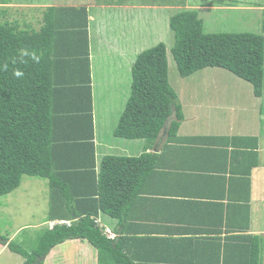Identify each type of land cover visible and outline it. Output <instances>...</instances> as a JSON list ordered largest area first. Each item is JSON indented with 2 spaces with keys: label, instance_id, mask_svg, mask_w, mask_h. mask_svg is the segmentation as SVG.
I'll return each mask as SVG.
<instances>
[{
  "label": "trees",
  "instance_id": "1",
  "mask_svg": "<svg viewBox=\"0 0 264 264\" xmlns=\"http://www.w3.org/2000/svg\"><path fill=\"white\" fill-rule=\"evenodd\" d=\"M42 22L38 31L17 20L0 22V197L15 191L24 176L44 179L50 191L46 222L65 220L70 224L44 227L31 250L1 235L0 245L21 256L24 264H44L55 248L73 240L87 241L96 250L97 264L198 261L192 253L186 258L187 251L181 254L185 249L176 246L173 252L170 249L172 258L165 253L150 256L146 247L157 245L124 234L133 232L134 217L126 210L157 168L158 157L148 151L164 137L166 145L176 143L184 119L182 105L169 84L165 44L136 57L129 97L112 133L120 140H143L144 152L138 157L107 155L97 163L88 11L51 7L44 11ZM168 25L174 37L171 55L180 77L206 68L222 69L249 83L254 96L264 99L263 35L205 33L195 10L175 13ZM81 39L83 47L79 48ZM79 49L86 63L83 77L76 74L75 66L67 70ZM61 105L70 109L58 119L61 112L54 110ZM260 111L264 112V101ZM252 140L251 152L241 151L253 159L245 180L257 167L256 139ZM187 141L202 142L198 138ZM99 213L116 220V226L123 229L120 234L115 228L110 232L114 239L105 233L106 227L96 223ZM210 251L218 253L216 264H259L260 238L231 237L227 244L211 246ZM49 260L46 264H51Z\"/></svg>",
  "mask_w": 264,
  "mask_h": 264
},
{
  "label": "crops",
  "instance_id": "2",
  "mask_svg": "<svg viewBox=\"0 0 264 264\" xmlns=\"http://www.w3.org/2000/svg\"><path fill=\"white\" fill-rule=\"evenodd\" d=\"M216 5L191 4L189 0H58L44 3L5 0L0 2V22L16 20L12 12L20 10L17 21L23 27L28 25L38 31L48 8L87 9L93 129L99 163L107 155L138 157L144 152L143 140L112 142L115 139L111 134L117 122L104 128L99 120L104 114L110 118V114L122 113L130 93L131 67L138 54L164 43L168 55L173 44L168 50L167 42L171 45L174 38L168 25L171 16L183 10H195L203 21L205 33L213 32L205 30L204 21L214 19L217 23L235 20V29H247L222 33L264 34L263 3ZM26 13L36 14L37 19L33 21L34 18L25 16ZM35 22L37 28L32 25ZM82 47L83 39L79 48ZM81 52L79 49L75 63L67 70L75 66L76 74L79 72L83 77L86 63ZM122 89L127 92L113 100L115 91ZM228 91L222 88L225 98L218 96L217 91L214 103L202 101L196 105L191 99L189 104L180 100L184 119L177 133L178 141L166 145L164 137L148 151L158 157L157 168L146 178L138 196L126 210L134 217L133 232L124 234L143 239L142 242L148 239L157 245L146 247L150 256L165 253L166 258H172L170 249L173 252L176 246L185 249L181 254L187 251L186 258L192 253L199 259L193 260V264H201L199 261L216 264L218 253L208 252L211 246L225 245L231 237L250 235L260 238L259 264H264V112L260 111L264 99L253 94L254 99L248 91L246 99H234ZM189 106H192L191 115ZM68 109L61 105L54 111L61 112L59 119ZM188 138H198L202 142H189ZM239 138L246 140L239 143ZM252 139H256L257 167L245 180V171L253 159L242 155L241 151L251 152ZM97 219L100 226L113 233L114 228L119 234L123 230L116 226V220L102 213ZM8 238L11 241L13 236ZM76 241L82 245L77 249L80 264H97L96 250L87 241L67 242ZM5 247L2 245L1 249ZM197 249L201 250L199 254Z\"/></svg>",
  "mask_w": 264,
  "mask_h": 264
},
{
  "label": "rangeland",
  "instance_id": "3",
  "mask_svg": "<svg viewBox=\"0 0 264 264\" xmlns=\"http://www.w3.org/2000/svg\"><path fill=\"white\" fill-rule=\"evenodd\" d=\"M4 1V0H0ZM17 2H31V3H44V2H56L58 0H14ZM64 0H60L63 2ZM103 1V0H95ZM191 4L198 3V5L209 4L210 7L218 6L216 4L224 5H254L257 3H263L264 0H189ZM14 19L20 18V10H14ZM25 16L37 19L36 14L26 13ZM205 22V30L213 33L233 32L237 21L229 20L222 23H217L214 19H207ZM239 22V21H238ZM37 28L36 22L32 24ZM246 28L238 29L237 31H244ZM263 35L264 34H259ZM173 41L170 45L168 41V50L171 48ZM168 78L169 84L172 90L176 93L179 102L194 100L197 105L199 102L214 103L215 96L218 91V96L225 98L222 95V88L229 90L228 93L232 94L234 99H246L247 94L252 95V87L249 83L235 77L231 73L218 69V68H206L194 72L193 74L182 78L178 74L176 64L171 55V50L168 51ZM124 77V74H122ZM125 82V81H123ZM127 85V82H125ZM122 88V87H121ZM248 91V92H247ZM127 92V89L116 90L113 100H116L118 96H123ZM251 93V94H250ZM191 99V100H190ZM255 99V98H254ZM263 100L262 98H259ZM181 104V103H180ZM190 107V115L191 108ZM120 115L113 116L110 114H104L101 116L99 122L104 128L107 126L115 125ZM104 119V121H102ZM98 122V123H99ZM111 131V129H108ZM107 130V132H108ZM112 142H118L120 139H116ZM264 171V170H263ZM50 191L47 181L40 178H31L24 176L21 180L20 186L7 196L0 197V235L3 237H11L12 240L20 244L23 248L31 250L36 245V238L38 233L44 227H50L49 222H46V216L49 211L50 203ZM87 244L93 248L88 242ZM85 247L91 252V248L84 244ZM81 244L78 242H66L64 245L58 246L50 253L44 261L47 263L49 257V263L51 264H80V257L77 253V249L81 248ZM2 248L0 245V264H24L25 260L12 253L8 248ZM85 249V248H84ZM94 249V248H93ZM92 249V250H93ZM82 250V249H81ZM95 250V249H94ZM93 250V251H94Z\"/></svg>",
  "mask_w": 264,
  "mask_h": 264
},
{
  "label": "clouds",
  "instance_id": "4",
  "mask_svg": "<svg viewBox=\"0 0 264 264\" xmlns=\"http://www.w3.org/2000/svg\"><path fill=\"white\" fill-rule=\"evenodd\" d=\"M16 75L19 76V75H21V73L17 72ZM62 221H64V222H69V221H65V220H56V221H53V222H52V221H49V225H50V227L48 226V228L51 229L54 225L59 224V222H62ZM69 223H70V222H69ZM96 223H97V224H98V223L100 224V221H99V220H96ZM51 225H53V226L51 227ZM106 230H109V231L111 232L110 229L106 228V229H105V233H107ZM110 234H111V233H107V235H108L110 238L114 239V238H115L114 234H111V235H113L112 237L110 236Z\"/></svg>",
  "mask_w": 264,
  "mask_h": 264
},
{
  "label": "built area",
  "instance_id": "5",
  "mask_svg": "<svg viewBox=\"0 0 264 264\" xmlns=\"http://www.w3.org/2000/svg\"><path fill=\"white\" fill-rule=\"evenodd\" d=\"M59 224H67V225H69L70 223H69V222H64V221H62V222H59ZM52 226H53V225H51V227H52ZM106 232H107V233H110L109 230H106ZM110 236L112 237L113 235L110 234Z\"/></svg>",
  "mask_w": 264,
  "mask_h": 264
},
{
  "label": "water",
  "instance_id": "6",
  "mask_svg": "<svg viewBox=\"0 0 264 264\" xmlns=\"http://www.w3.org/2000/svg\"><path fill=\"white\" fill-rule=\"evenodd\" d=\"M164 134L167 133V129H164L163 130ZM45 257H43L42 259H44Z\"/></svg>",
  "mask_w": 264,
  "mask_h": 264
}]
</instances>
